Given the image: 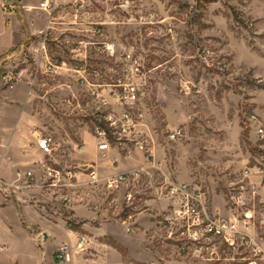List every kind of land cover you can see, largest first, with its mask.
I'll list each match as a JSON object with an SVG mask.
<instances>
[{
  "label": "rangeland",
  "instance_id": "1",
  "mask_svg": "<svg viewBox=\"0 0 264 264\" xmlns=\"http://www.w3.org/2000/svg\"><path fill=\"white\" fill-rule=\"evenodd\" d=\"M43 1L0 0V132L20 124L29 139L52 136L50 158L62 166H98L114 151L124 164H137L116 173L143 170L138 187L110 192L81 178L67 190L66 204L57 194L44 196L51 209L80 207L125 229L131 252L101 238L92 244L97 250L88 247L100 257L88 258L249 263L248 249L219 242L181 251L176 227L165 228L163 218L178 205L166 195L170 181L200 186L210 211L227 216L229 189L244 184L246 167L259 166L263 150L250 116L264 121V0H50V14ZM21 69L23 77L7 85L5 75ZM132 86L136 100L127 98ZM123 114L133 121L130 128L122 127ZM98 127L108 135L106 156L98 151ZM176 130L182 136L173 140ZM89 143L95 157L86 155ZM28 168L5 179L38 170L36 163ZM256 174L246 182L255 184ZM74 221L73 252L85 251L91 241L81 249L79 234L90 233Z\"/></svg>",
  "mask_w": 264,
  "mask_h": 264
},
{
  "label": "built area",
  "instance_id": "2",
  "mask_svg": "<svg viewBox=\"0 0 264 264\" xmlns=\"http://www.w3.org/2000/svg\"><path fill=\"white\" fill-rule=\"evenodd\" d=\"M2 8L7 10L2 4ZM41 8L49 12L52 9L50 0H44ZM45 49L44 46H42ZM36 48L35 51L38 52ZM42 51V50H41ZM12 59L8 56L6 61ZM139 72V68L136 69ZM25 73V69L18 72H9L5 75L7 85H14ZM128 97L136 100L138 94L134 86L127 89ZM111 125L116 124L110 119ZM123 126H133V121L129 115H122ZM251 129L258 138L259 147L263 150L257 169L258 181L255 184L250 180L254 168L246 167L243 170L244 184L235 188H230L226 195L227 216L215 214L210 211L208 199L202 188L196 184L173 183L167 188V196L178 201L177 207L172 215L163 218L165 228L176 227L175 233L178 235L180 243L179 249L186 250L189 246L196 248L202 241L205 244H216L227 246V249H248L250 255L247 264H264V121L258 116H250ZM128 126V127H129ZM130 128V127H129ZM97 138L100 140L98 146L99 154L106 156L110 151L108 135L102 128H96ZM182 136L181 130L172 132L171 139H179ZM54 138L52 136H38L37 146L39 150L49 159L39 162L36 170L26 171L24 174L17 172L15 181L10 182L0 175V200L2 204L15 201L26 207L33 208L46 215L47 211H53L48 207L49 200L44 196L53 193L59 195L63 203L70 200L67 190L79 184L81 178H88L89 183L94 186H104L107 191L113 192L120 186H141L143 170L134 172L115 173L108 176H101L98 166L90 165L86 168L62 166L50 160L54 151ZM79 145L76 149L81 151ZM151 166H154L151 165ZM39 172V173H38ZM38 189L44 193L43 198L30 194V191ZM58 197V198H59ZM63 209V210H62ZM55 210L56 214L65 221L68 230L75 229V221L70 213V207ZM174 231L171 232L173 234ZM90 238L87 234H79V246L88 244ZM239 241V242H238ZM2 250H6L3 246ZM213 255L214 252H211ZM73 258V249L69 244H62L56 251V261L58 264H67Z\"/></svg>",
  "mask_w": 264,
  "mask_h": 264
},
{
  "label": "crops",
  "instance_id": "3",
  "mask_svg": "<svg viewBox=\"0 0 264 264\" xmlns=\"http://www.w3.org/2000/svg\"><path fill=\"white\" fill-rule=\"evenodd\" d=\"M28 132L20 124L14 127H4L0 132V173L6 179L14 178L18 169L27 170L34 163L38 165L39 162L49 159L37 146L38 136L34 135L35 140L29 139L26 137ZM90 147V143L89 146L84 147L88 158L95 157ZM112 152L108 162L98 165L99 172L103 175H111L137 166L133 161L124 164L123 157L118 152ZM50 160L54 163H61L56 157ZM113 163L117 164L113 165ZM74 211L70 214L74 220L77 219L82 223L83 231L90 233L88 236L91 243L85 251L73 252V261L70 264H100L97 258H88L90 255L100 257V254L89 251L88 247L97 250L94 245L101 238L112 239L124 245L131 252V244L126 231L119 223L105 224L95 214L80 207ZM74 242L75 232L67 229L65 221L56 214L55 209L47 211L44 216L42 212L18 202L2 204L0 200V264H48V260L50 264H58L56 251L59 246L69 244L72 247L71 244ZM3 246L6 250L1 249ZM47 256H49L48 260Z\"/></svg>",
  "mask_w": 264,
  "mask_h": 264
}]
</instances>
